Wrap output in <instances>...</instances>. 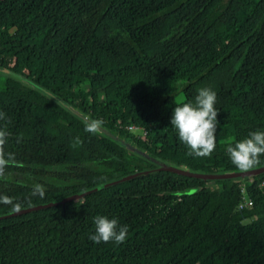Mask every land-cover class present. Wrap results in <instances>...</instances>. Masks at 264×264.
Returning <instances> with one entry per match:
<instances>
[{
    "label": "trees",
    "instance_id": "16d2710c",
    "mask_svg": "<svg viewBox=\"0 0 264 264\" xmlns=\"http://www.w3.org/2000/svg\"><path fill=\"white\" fill-rule=\"evenodd\" d=\"M0 75V214L137 173L0 218V264H264V171L211 189L159 168L241 171L226 148L264 131V0H0ZM204 87L219 114L198 157L170 121ZM97 215L126 241L93 243Z\"/></svg>",
    "mask_w": 264,
    "mask_h": 264
},
{
    "label": "clouds",
    "instance_id": "9594fccd",
    "mask_svg": "<svg viewBox=\"0 0 264 264\" xmlns=\"http://www.w3.org/2000/svg\"><path fill=\"white\" fill-rule=\"evenodd\" d=\"M217 94L208 87L201 88L195 97V103H182L173 109L171 125L175 128L179 140L190 149V155L207 157L216 147V130L219 111L215 108ZM5 119V114L0 112V120ZM104 121L91 120L85 131L96 133ZM10 133L7 125L0 127V177L5 174V169L15 162V154L6 151ZM76 143H82L77 138ZM231 163L241 171H248L260 164V157L264 156V131H253L248 138L229 144L226 148ZM44 196V188L37 184L33 195ZM21 206L15 205L19 210ZM95 231L89 239L96 244L101 242H114L119 245L126 241L128 226L120 224L118 219L97 215L94 217Z\"/></svg>",
    "mask_w": 264,
    "mask_h": 264
},
{
    "label": "water",
    "instance_id": "95a60500",
    "mask_svg": "<svg viewBox=\"0 0 264 264\" xmlns=\"http://www.w3.org/2000/svg\"><path fill=\"white\" fill-rule=\"evenodd\" d=\"M159 168L164 169V170H169V171H172V172H175V173H179V174H184V175L191 176V177L202 178V179H224V178H227V177H243V176L253 175V174H257V173H260V172L264 171V165L260 166V167H257V168L250 169L248 171H237V172L236 171H232V172H224V173L190 172L187 169L179 168V167H173V166L166 165V164L159 165ZM136 174L137 173H133V174L125 175V176H120V177H117L115 179L99 183V184H97V185H95L93 187H90V188H88V189H86L84 191H81L79 193H76L74 195H70L68 197H65V198H62V199H59V200H56V201L36 204V205L29 206V207L21 208L19 210H14V211H11V212L3 213V214H0V218L7 217V216H13V215L24 213V212H28V211H31V210L43 208V207H46V206H49V205H53V204L64 202L66 200L79 198L82 195H84V194H86V193H88V192H90L92 190L100 188L101 186H105V185H109V184H113V183H117V182H121V181L127 180V179L135 176Z\"/></svg>",
    "mask_w": 264,
    "mask_h": 264
},
{
    "label": "built area",
    "instance_id": "2783aa9c",
    "mask_svg": "<svg viewBox=\"0 0 264 264\" xmlns=\"http://www.w3.org/2000/svg\"><path fill=\"white\" fill-rule=\"evenodd\" d=\"M261 185H264V181L261 182ZM241 191L243 192V187L241 186ZM251 204V201L248 197L243 196L242 200L239 201V203L237 204V208L241 209L244 207H248Z\"/></svg>",
    "mask_w": 264,
    "mask_h": 264
},
{
    "label": "rangeland",
    "instance_id": "374dc122",
    "mask_svg": "<svg viewBox=\"0 0 264 264\" xmlns=\"http://www.w3.org/2000/svg\"><path fill=\"white\" fill-rule=\"evenodd\" d=\"M0 77H2V76L0 75ZM220 182H221L220 179H213V180H211V181H208V186H209L211 189H216L217 186H218V183H220Z\"/></svg>",
    "mask_w": 264,
    "mask_h": 264
}]
</instances>
